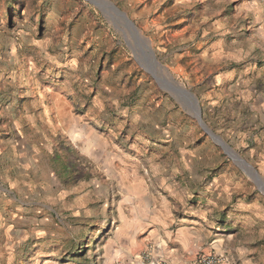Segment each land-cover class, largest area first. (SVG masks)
I'll use <instances>...</instances> for the list:
<instances>
[{
	"label": "rangeland",
	"instance_id": "rangeland-1",
	"mask_svg": "<svg viewBox=\"0 0 264 264\" xmlns=\"http://www.w3.org/2000/svg\"><path fill=\"white\" fill-rule=\"evenodd\" d=\"M107 1L259 179L90 0H0V264H163L115 246L151 197L214 179L264 196V0Z\"/></svg>",
	"mask_w": 264,
	"mask_h": 264
},
{
	"label": "crops",
	"instance_id": "crops-1",
	"mask_svg": "<svg viewBox=\"0 0 264 264\" xmlns=\"http://www.w3.org/2000/svg\"><path fill=\"white\" fill-rule=\"evenodd\" d=\"M223 182L151 197L144 215H134L116 239L117 250L128 249L137 261L151 248L150 258L163 264H195L210 254L223 256L226 264H264V196Z\"/></svg>",
	"mask_w": 264,
	"mask_h": 264
},
{
	"label": "water",
	"instance_id": "water-1",
	"mask_svg": "<svg viewBox=\"0 0 264 264\" xmlns=\"http://www.w3.org/2000/svg\"><path fill=\"white\" fill-rule=\"evenodd\" d=\"M90 2H92L93 4H95L96 6L101 8L110 17L115 18L114 22H115V25L117 27H118V25H121L124 27L126 37L129 34L130 37L135 42V45H136L138 51L141 53L143 60L146 63L147 70H149L151 72V74H153V76L156 78V80H158L159 82H164L166 84L165 88H167L169 91H171L175 94H178V95L185 96L191 104H193V102H194V104H195L194 109H196L195 107H197V109H196L197 111H194L195 117L197 118L200 126L205 130V132L208 133L216 143H218L220 146H222L224 148V150L227 152V154L230 156V158H232V160L236 164H238L242 168V170H247L249 172V174L252 175L253 178L259 179V176H258L256 170H254L249 164H247L244 160H242L235 152H233L223 142V140L220 137L214 135L210 131V129L206 126V124L202 118V113H201L200 109L198 108V106L196 105V99L193 97V94L189 90H184L181 87L177 86L173 82L161 80V78L156 75L155 69L157 67L162 68V66L159 64V62L156 59L153 51L150 49L149 45L147 44V42H146L144 36L142 35L140 29L128 18V16L125 13H123L122 11H120L118 8H116L111 3H110V5L112 6V10H113L111 12H113V14L108 13L107 10L102 5H100L97 1L90 0ZM230 152H232V153H230Z\"/></svg>",
	"mask_w": 264,
	"mask_h": 264
},
{
	"label": "built area",
	"instance_id": "built-area-1",
	"mask_svg": "<svg viewBox=\"0 0 264 264\" xmlns=\"http://www.w3.org/2000/svg\"><path fill=\"white\" fill-rule=\"evenodd\" d=\"M195 264H226V260L218 254L202 255Z\"/></svg>",
	"mask_w": 264,
	"mask_h": 264
},
{
	"label": "bare ground",
	"instance_id": "bare-ground-1",
	"mask_svg": "<svg viewBox=\"0 0 264 264\" xmlns=\"http://www.w3.org/2000/svg\"><path fill=\"white\" fill-rule=\"evenodd\" d=\"M96 1L100 5H102L107 10L108 13H110V14L112 13L113 14V12H111V11H113L112 10V6L110 5V2L109 1H107V0H96ZM195 108L197 109V107H195ZM196 109L194 111H197ZM230 153H232V152H230Z\"/></svg>",
	"mask_w": 264,
	"mask_h": 264
},
{
	"label": "trees",
	"instance_id": "trees-1",
	"mask_svg": "<svg viewBox=\"0 0 264 264\" xmlns=\"http://www.w3.org/2000/svg\"><path fill=\"white\" fill-rule=\"evenodd\" d=\"M81 250V251H80ZM75 251H80V252H78V253H75V254H70V256L71 257H73V258H78V257H80L81 255H82V253H85L86 254V252L88 251L87 250V248H82V249H80V247L79 246H77L76 248H75Z\"/></svg>",
	"mask_w": 264,
	"mask_h": 264
}]
</instances>
